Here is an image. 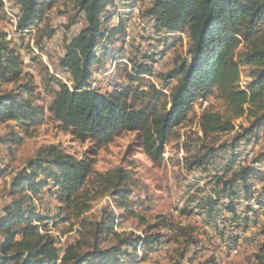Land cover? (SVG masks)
I'll use <instances>...</instances> for the list:
<instances>
[{
    "label": "rangeland",
    "instance_id": "obj_1",
    "mask_svg": "<svg viewBox=\"0 0 264 264\" xmlns=\"http://www.w3.org/2000/svg\"><path fill=\"white\" fill-rule=\"evenodd\" d=\"M153 1L114 0L107 7L102 15L107 33L96 50L101 61L92 73L95 89L107 94L133 90L128 100L139 106L149 99L134 98L136 89L150 91L156 86L167 96L170 94L176 80L166 87L161 76L174 68L189 48L188 30L158 31L156 23L144 15ZM39 2L44 12L25 31L18 30L20 7L16 1L4 0V6L0 7V31L7 33L11 46L20 54L24 63L23 80H31L37 102L46 112L45 122L31 129L28 135L12 122H0V219L5 216L6 207L24 195H10L13 178L41 147L56 144L79 159H91L94 172L124 166L131 175L128 185L131 193L126 201L129 209L138 215L132 216L127 209L120 208L114 196L107 194L77 218L61 203L57 188L50 182L37 193L29 194L33 195L32 203L38 212L46 217L43 224L48 226L42 232L56 238L61 251L79 239H87L91 244L94 238L89 234L90 223L113 212V231L102 236V249L116 244L113 232L151 237V244H140L137 250L124 247L129 255L121 256L120 264H264V209L247 204L255 197L264 206V162L257 160L264 151V128L236 148L231 144L241 126L249 125L246 118L236 121L235 132L204 138L200 126L203 110L209 105L223 110L222 102L211 95L198 98L189 106L185 118L173 127L160 162L150 160L133 131L123 130L103 144L77 138L52 118L49 107L59 90V82L72 86L71 73L60 61L68 44L84 28L85 14L79 13L75 0ZM135 8L139 9L137 16L132 12ZM76 16L78 20L71 25ZM117 26L121 30L110 33ZM141 64L149 66L152 72L138 74ZM244 70L242 85L247 86L253 78L250 67L245 66ZM17 86L3 83L0 93ZM221 145L227 147L218 159L196 165L211 147ZM231 153L237 154L235 161L230 159ZM250 165L256 170L248 184L230 183L235 171ZM161 215L175 227L184 228L187 235L178 238L175 231L151 229ZM65 218L67 221H63ZM84 221L89 225L84 227ZM89 249L86 246L83 252ZM87 264H103V261L91 259Z\"/></svg>",
    "mask_w": 264,
    "mask_h": 264
},
{
    "label": "trees",
    "instance_id": "obj_2",
    "mask_svg": "<svg viewBox=\"0 0 264 264\" xmlns=\"http://www.w3.org/2000/svg\"><path fill=\"white\" fill-rule=\"evenodd\" d=\"M11 1H16L20 7L19 31L30 29L44 12L39 0ZM75 2L79 13L85 14L86 24L68 44L60 61L71 73L72 86L59 82L49 110L52 118L77 138L103 144L123 130L133 131L150 160L160 162L173 127L185 118L189 106L198 98L211 95L222 102L223 110L214 105L203 110L200 126L204 138L235 132L236 121L246 118L249 125H242L232 141L231 147L236 148L264 128V0H154L144 15L156 23L158 31L188 30L189 48L185 57L179 58L174 68L161 76L166 87L176 80L168 96L156 86L150 91L134 90L137 100L149 99L141 106L129 102L128 94L133 90L107 94L92 85L93 68L101 61L96 50L107 33L102 15L114 0ZM2 6L4 0H0ZM77 20L78 16L71 25ZM120 30L117 26L110 33ZM23 64L7 33L0 31V85L18 84L17 88L0 93V122H12L28 135L31 129L45 122L46 112L37 102L31 80H23ZM245 66L251 68L253 78L247 86L242 85ZM137 69L140 75L152 72L145 64ZM226 147H211L196 165L218 159ZM237 157V154L230 155L233 161ZM257 160L264 162V151ZM92 165L91 159H79L56 144L38 150L10 184L11 196L24 195L9 204L0 219V264H87L91 259H101L103 264H120V257L129 255L124 247L137 250L140 244H151L150 235L113 232L116 244L102 249V236L113 231V212L90 223L89 234L94 238L91 244L87 239H79L61 251L56 238L42 232V228L48 226L43 224L46 217L38 212L29 193H37L50 182L57 188L61 203L77 218L89 212L93 203L107 194L114 196L120 208L138 216L126 201L131 193L130 172L124 166L94 172ZM255 170L256 167L250 165L235 171L230 183L248 184ZM158 219L160 221L152 224L151 229L175 231L178 238L187 235L184 228L175 227L167 217L161 215ZM88 225L84 221L83 226ZM86 246L90 249L83 252Z\"/></svg>",
    "mask_w": 264,
    "mask_h": 264
},
{
    "label": "bare ground",
    "instance_id": "obj_3",
    "mask_svg": "<svg viewBox=\"0 0 264 264\" xmlns=\"http://www.w3.org/2000/svg\"><path fill=\"white\" fill-rule=\"evenodd\" d=\"M129 11V10H128ZM132 12H134V16H137L138 13H139V9L138 8H135L134 10H132ZM130 14V13H129ZM131 15V14H130ZM127 38H130V37H127ZM129 42V41H128ZM94 79V78H93ZM99 84V83H98ZM92 85L95 87L96 83L95 82H92ZM247 147V146H246ZM250 150V149H249ZM248 153V152H247ZM256 195V194H255ZM251 203V206H254L256 208H259V209H264V206L263 204H260L259 201L254 197V198H251V200H249L247 202V204L250 205ZM249 216V215H248Z\"/></svg>",
    "mask_w": 264,
    "mask_h": 264
},
{
    "label": "built area",
    "instance_id": "obj_4",
    "mask_svg": "<svg viewBox=\"0 0 264 264\" xmlns=\"http://www.w3.org/2000/svg\"><path fill=\"white\" fill-rule=\"evenodd\" d=\"M250 206H251V203H250Z\"/></svg>",
    "mask_w": 264,
    "mask_h": 264
}]
</instances>
